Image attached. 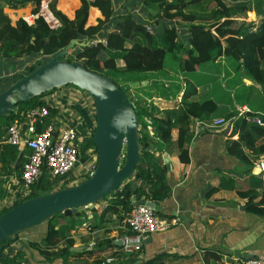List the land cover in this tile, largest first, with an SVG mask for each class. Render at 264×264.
Here are the masks:
<instances>
[{
  "label": "trees",
  "instance_id": "trees-1",
  "mask_svg": "<svg viewBox=\"0 0 264 264\" xmlns=\"http://www.w3.org/2000/svg\"><path fill=\"white\" fill-rule=\"evenodd\" d=\"M27 1L35 4L32 13L38 11L40 0H0V56L38 53L43 56L42 59L44 58L29 65L25 72L58 53L72 38H76L86 43L75 44L73 50L74 48L79 50L74 54L68 50L63 56L64 59H78L85 67L108 77H110L109 72L118 69L131 72L132 75L139 74V79L129 80L146 79V83H140L138 86L147 84L150 86L151 82L144 76V72L161 70L166 54L174 51L178 65L184 71L194 70L200 63L211 60L218 54L230 56L240 61L248 76L259 83L264 90V16L257 25L253 19L255 14L263 12V0H243L232 5L226 4L224 0H135V4L142 2L143 13L149 14L150 10L156 9L155 13L149 14L155 19L150 21L153 24L152 32L146 28L142 13L132 9L116 12L111 0H79V5L72 16L56 7L55 2L52 1L51 11L59 20V25L56 27H51L41 15L35 17L32 23H28L23 17H18L13 22L5 12L4 6H23ZM94 13L96 16L91 22ZM200 15L207 19L206 22L198 20ZM183 21L188 23L190 46L187 49H183L182 43L177 39L179 31L177 25ZM254 26L255 28L252 29ZM102 36L105 41L97 40ZM155 85L161 88V85L160 87L157 83ZM52 90L19 102L12 112L0 115V199L5 194L2 185L10 176L20 173L25 152L22 151L17 157L18 145L6 141L7 127L15 118L23 120L27 109L38 104H46L48 107L49 112L43 124L50 122L56 113V108L46 103L42 97ZM194 91V86L188 83L183 92L182 102L172 108L160 109L153 101L151 103L144 100L134 101L138 116L139 144L145 149H141V160L133 174L135 181L132 179L129 183H122L115 191L104 197L108 200L102 210L104 214L107 211L121 212L120 217L123 218L133 206L134 199H150L158 202L168 196L169 186L164 181L166 165L155 160L149 147L151 144H157L153 138L156 136L165 144L166 150H171L174 146L177 148L178 158L182 162L189 161L191 119H208L216 109V102L211 98L187 99ZM147 93L150 94L152 91ZM229 115L231 113L227 116ZM260 116L264 121V115L260 114ZM151 124L154 127L153 134L150 133ZM173 128L177 129L175 140L172 138ZM233 130L238 132V137L227 142L226 149L229 154L251 163L246 150L253 154L264 152V123L259 124L243 115L235 120ZM260 138L262 141L258 143ZM89 147L97 151L92 135L83 139L80 152L84 153ZM53 182L54 179L44 170L23 198L52 190L55 187ZM64 185L66 184H61ZM249 185L248 189L238 192L247 197V207L250 210L264 216V178L251 173ZM257 187L262 189L258 191ZM22 199L14 201L10 206L2 207L0 213ZM156 212L163 215L159 210ZM80 214L81 210L70 215L63 212L51 215L48 218L46 235L40 240L28 241V247L36 248L48 258L59 256L63 264H68L67 256L73 254L69 249L73 239L68 237L66 232L74 226ZM58 217L66 220L54 228L53 219ZM127 232L131 231L127 230ZM61 239L67 244L55 251L53 248H56ZM3 249L4 247L0 249V261L3 264H24L21 260L24 253L22 249L12 254L11 251L5 252ZM214 252L206 250L205 259L208 260L209 256L216 257L217 254ZM88 253L91 251L89 250ZM102 261V257H96L92 264H102ZM116 264H128V260L120 259ZM142 264L161 263L151 259Z\"/></svg>",
  "mask_w": 264,
  "mask_h": 264
},
{
  "label": "crops",
  "instance_id": "crops-1",
  "mask_svg": "<svg viewBox=\"0 0 264 264\" xmlns=\"http://www.w3.org/2000/svg\"><path fill=\"white\" fill-rule=\"evenodd\" d=\"M53 1L56 7L70 16L79 5V0ZM224 1L232 5L243 0ZM111 2L116 12L132 9L143 14L141 6L136 8L135 0ZM34 6L33 2L27 1L23 6L5 5L4 10L14 22L18 17L30 15ZM257 15L259 19L255 20L256 25L264 16V0L263 12ZM95 16L94 13L91 22ZM177 27L178 42L182 43L183 49H187L190 46L188 23L180 22ZM176 56L174 51L168 52L161 70L144 72L151 82L148 91H152L149 95L154 97L153 103L160 109L177 107L182 102L188 83L194 86L195 91L187 99L211 98L216 102V109L208 119L192 118L190 121L192 138L188 145V162L178 158L174 146L166 150L165 144L156 136L153 138L157 144L149 147L160 164L165 163V154L168 156L170 166L166 167L164 181L169 186V194L157 203L162 216H176L178 222L145 236L139 250L124 253L122 242L117 241L129 233V229L123 224L121 212L107 211L104 214L102 210L108 203L106 198L95 203L92 208L79 207L77 211L81 210V214L66 235L73 239L71 246L80 248L69 247L73 254L67 256L68 264H92L94 258L102 257L104 260L109 255L115 257L109 264H116L120 259H127L128 264H142L151 259L161 264H234L238 257L247 256L264 259V216L250 210L247 197L238 192L249 188L251 173L264 178V168L258 164L260 161L264 163V152L253 154L246 150L252 161L248 163L229 154L226 149L227 142L238 137V132L233 130L236 119L248 112L264 115V90L248 76L240 61L225 54H218L191 71L182 70ZM42 57L38 53L0 56V90ZM155 83L161 88H157ZM83 96L80 89L66 85L56 88L53 94L46 93L42 98L59 107L61 115L76 121L81 119L80 125L84 127L93 122L94 110L83 101ZM246 108L249 110L246 111ZM216 117H223L225 122L217 127L204 126L205 122H211ZM36 126L40 128L43 125L37 123ZM176 136L177 129L173 128V140ZM261 141L262 138L258 143ZM22 151H27V148L24 147ZM257 166L258 170L255 168ZM2 187L5 188V194L0 199V209L23 198L19 194L20 185L16 176H10ZM256 189L260 191L262 188ZM65 220L62 217L53 219L54 228ZM48 223V220L42 221L20 231L15 239L4 244L3 250L11 251L12 254L22 249L24 253L21 260L24 264H63L61 257L48 258L27 245L28 241L40 240L46 235ZM66 244L61 239L53 249L56 251ZM13 247L16 248L12 250ZM89 250L91 253H88ZM206 250L215 251L217 256H209L206 260Z\"/></svg>",
  "mask_w": 264,
  "mask_h": 264
},
{
  "label": "water",
  "instance_id": "water-1",
  "mask_svg": "<svg viewBox=\"0 0 264 264\" xmlns=\"http://www.w3.org/2000/svg\"><path fill=\"white\" fill-rule=\"evenodd\" d=\"M85 43L72 38L58 53L0 90V115L12 112L19 102L66 84L86 90L95 108L92 140L97 150V161L89 176L78 183L23 198L0 213V249L6 240L15 239L20 231L47 221L57 212L70 215L80 206L92 208L120 187L125 178L132 176L141 160L136 105L127 90L146 83V79L117 83L107 75L85 67L78 59L63 58L75 44ZM24 147L23 143L19 144L17 157ZM164 162L166 167L170 166L166 154ZM255 168L258 170L259 166ZM132 203H145L155 210L160 208L156 201L150 199H135ZM121 242L122 239L117 241Z\"/></svg>",
  "mask_w": 264,
  "mask_h": 264
},
{
  "label": "built area",
  "instance_id": "built-area-1",
  "mask_svg": "<svg viewBox=\"0 0 264 264\" xmlns=\"http://www.w3.org/2000/svg\"><path fill=\"white\" fill-rule=\"evenodd\" d=\"M52 1L40 0L38 11L30 13L24 19L28 23H32L35 17L41 15L51 27L58 26L59 20L50 9ZM44 10L54 17L53 23H50L43 12ZM145 26L150 32L153 31V24L150 21L146 22ZM97 40L105 41L103 37H98ZM55 90L53 89L49 93L53 94ZM65 99L67 100V98ZM48 104L51 105L50 103ZM51 106L55 107L54 105ZM92 107L94 119V103ZM55 108V115L51 118L50 122L45 124H43V121L48 115V107L46 104H38L27 109L23 120L20 121L15 118L7 127L6 141L18 146L20 143H23L27 148V151L24 152V160L20 173L12 175L18 178L20 185L19 194L21 197L28 194L32 184L37 181L44 170L54 179L53 184L58 188L64 183L66 185L78 183L85 178L84 175L89 176L95 166L94 163L97 161L94 158L89 163L86 162L87 159L92 157V152L97 158V152L92 147L87 148L84 153L80 152V145L83 139L86 136L92 135L95 119L91 124L81 127V119L76 121L72 117L68 118L58 112L59 107ZM245 110L249 109L246 108ZM244 115L249 120L259 124L264 123L259 114H250L248 112ZM224 122L225 119L223 117H216L211 122H205L204 126L217 127ZM37 123H42L43 126L37 128ZM258 164L261 168H264L263 161H260ZM177 222L178 217L162 216L148 204H133L123 219L124 226L131 231L121 237L124 253L139 250L142 247L145 236L164 230ZM114 258L113 255H109L104 258L102 264H109ZM0 264L3 263L0 261ZM234 264H264V259L252 256L238 257Z\"/></svg>",
  "mask_w": 264,
  "mask_h": 264
},
{
  "label": "rangeland",
  "instance_id": "rangeland-1",
  "mask_svg": "<svg viewBox=\"0 0 264 264\" xmlns=\"http://www.w3.org/2000/svg\"><path fill=\"white\" fill-rule=\"evenodd\" d=\"M141 5H143L142 4V2H141V4H136V8H138V7H140ZM50 9H51V6H50ZM140 9H141V7H140ZM155 11H156V9H152V10H150V12H149V14L151 13V12H153V13H155ZM149 14H146L145 12L143 13V17H145L144 18V20H143V22L144 23H146V22H148V21H151V20H153V21H155V19H154V16H151V15H149ZM253 19H254V21L256 20V21H258V15H254L253 16ZM30 20H31V18H30ZM198 20H200V21H202V22H206V18H204L203 17V15H200V17L198 16ZM253 28V27H252ZM75 50H73V48H70L69 50H71L72 52H73V54L75 53V51L76 50H79V48H74ZM44 59V58H43ZM42 58H41V60H43ZM36 62V61H35ZM34 63V62H33ZM24 74V73H23ZM108 75L110 76V77H112L113 79H115L118 83H124V82H127V81H129V80H132V79H136V78H140V77H138V75L139 74H134V75H132L131 74V72H125V71H122V70H120V69H118V70H116V71H111V72H109L108 73ZM164 82V81H163ZM163 82H161L162 84H163ZM67 85V87H73V88H75V89H80L79 87H77V86H75V85H69V84H66ZM66 85H63V86H61V87H65ZM69 85V86H68ZM148 85V84H147ZM147 85H142V86H135V87H132V88H130V89H128L127 90V94H128V96L131 98V99H133L134 101L136 100V101H142V100H144V101H146L147 103H151L152 102V100L154 99V97L153 98H151L150 96L152 95H149L148 93H147V91H148V87H149V85L147 86ZM163 87H165V85H163ZM81 91H82V93H83V101L85 102V103H88V104H90L91 106L93 105V100H92V97L90 96V94L86 91V90H84V89H80ZM148 98H151V99H148ZM154 101H155V99H154ZM156 102H158V100H156ZM158 104H159V102H158ZM94 119H95V117H94ZM93 119V120H94ZM95 123V122H94ZM153 129H154V127L152 126V124L150 125V133L151 134H153ZM140 145V151H141V149H145V147L143 146L142 147V145L141 144H139ZM95 153V152H94ZM89 154H91V153H89ZM92 154H93V152H92ZM91 154V158H89V159H87L86 160V162L87 163H89L92 159H97L96 157H95V154H93L92 155ZM121 161H123L122 159H121ZM94 164H96V163H94ZM95 167V166H94ZM94 167H93V169H94ZM85 177L86 176H88V175H84ZM133 176V175H132ZM132 176H130V177H128V178H125L124 180H123V182L122 183H129L130 181H132ZM80 207H82L83 209H84V207H87V206H80Z\"/></svg>",
  "mask_w": 264,
  "mask_h": 264
},
{
  "label": "bare ground",
  "instance_id": "bare-ground-1",
  "mask_svg": "<svg viewBox=\"0 0 264 264\" xmlns=\"http://www.w3.org/2000/svg\"><path fill=\"white\" fill-rule=\"evenodd\" d=\"M44 14L47 16L48 20L50 21V23L54 22V17H52L47 11H43ZM29 16V15H28Z\"/></svg>",
  "mask_w": 264,
  "mask_h": 264
}]
</instances>
